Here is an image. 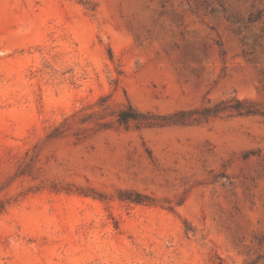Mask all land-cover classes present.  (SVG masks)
<instances>
[{
	"label": "rangeland",
	"instance_id": "rangeland-1",
	"mask_svg": "<svg viewBox=\"0 0 264 264\" xmlns=\"http://www.w3.org/2000/svg\"><path fill=\"white\" fill-rule=\"evenodd\" d=\"M0 264H264V0H0Z\"/></svg>",
	"mask_w": 264,
	"mask_h": 264
}]
</instances>
